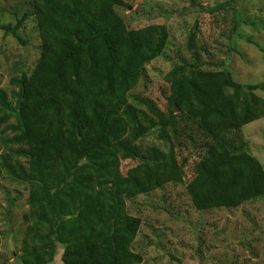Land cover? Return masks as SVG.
<instances>
[{"label":"trees","instance_id":"obj_1","mask_svg":"<svg viewBox=\"0 0 264 264\" xmlns=\"http://www.w3.org/2000/svg\"><path fill=\"white\" fill-rule=\"evenodd\" d=\"M124 5L30 0L15 24H0L21 40L33 18L41 39L34 68L11 77V92L0 87V132L18 146L0 155V179L6 172L29 188L18 264H50L60 247L63 264H143L134 249L143 220L127 200L171 183L184 184L200 211L264 196V167L242 131L264 117V81L245 84L225 64L206 67L197 24L191 56L165 75L169 107L161 109L134 90L165 52L169 28H130L117 10ZM153 131L167 148L142 143ZM187 147L201 152L193 178L178 155ZM129 159L137 164L123 171Z\"/></svg>","mask_w":264,"mask_h":264},{"label":"rangeland","instance_id":"obj_2","mask_svg":"<svg viewBox=\"0 0 264 264\" xmlns=\"http://www.w3.org/2000/svg\"><path fill=\"white\" fill-rule=\"evenodd\" d=\"M30 0H0V24H15ZM117 8L130 28L165 24L170 39L165 52L147 65L134 93L168 109L170 85L165 75L182 57L189 58L187 43L195 29V47L208 68H229L241 83L264 81V0H125ZM21 40L0 29V87L11 92L10 79L30 72L41 52L35 20L19 30ZM22 40L26 41L23 43ZM264 96L263 93H260ZM14 121V119L12 120ZM243 134L251 153L264 167V117L247 124ZM0 132V155L9 147ZM142 143L167 148L151 132ZM200 150L178 149L187 178H193ZM26 164L24 157H15ZM137 160H125L126 171ZM28 184L6 172L0 179V264H18L21 240L29 211ZM131 215L143 220L134 249L144 256L143 264H264V196L235 208L197 210L184 184H168L160 190L127 200ZM60 247L54 262L63 264Z\"/></svg>","mask_w":264,"mask_h":264}]
</instances>
